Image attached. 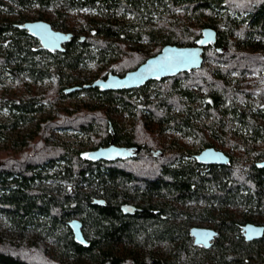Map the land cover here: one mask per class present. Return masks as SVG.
I'll use <instances>...</instances> for the list:
<instances>
[{"label": "trees", "instance_id": "trees-1", "mask_svg": "<svg viewBox=\"0 0 264 264\" xmlns=\"http://www.w3.org/2000/svg\"><path fill=\"white\" fill-rule=\"evenodd\" d=\"M0 5V74L21 72L35 82H55L42 94L23 89L18 96L0 95V108L8 112L3 129L31 120L42 101L50 105L37 132H16L9 139L23 149L0 148V220L18 236L32 234L26 245L0 236V264H264V230L250 241L240 234L248 222L264 227V167L255 166L264 160V105H248L251 95L264 94V86L241 89L229 76L264 70V0H0ZM48 9L55 14L54 29L76 32L63 51L36 47L37 40L15 26L49 20ZM73 13L76 23L69 24L63 17ZM204 27L214 29L216 39L203 48L197 69L129 90L64 92L91 83L80 75L90 66L111 63L107 72L122 76L165 44L193 45ZM143 40L153 45L143 50ZM77 94L91 101L59 102ZM113 111L136 121L124 128L110 116ZM54 127L77 129L91 140L90 151L113 143L129 155L92 161L87 153L48 145ZM154 130L195 142L165 152ZM169 140L174 143V137ZM209 146L225 153L228 163L198 164L193 155ZM155 150L161 156H153ZM56 160L62 161L60 169L48 173ZM93 198L105 203L92 204ZM126 202L138 210L122 213L119 206ZM72 218L80 220L87 247L72 240L66 225ZM193 222L217 232L208 248L192 244ZM38 239L53 245L54 256Z\"/></svg>", "mask_w": 264, "mask_h": 264}, {"label": "water", "instance_id": "water-1", "mask_svg": "<svg viewBox=\"0 0 264 264\" xmlns=\"http://www.w3.org/2000/svg\"><path fill=\"white\" fill-rule=\"evenodd\" d=\"M18 29H23L29 36L36 39L39 47L50 52L63 51V44L72 40L73 34L68 31L55 30L46 20H29L15 25ZM80 36L78 40H82ZM216 39L214 29L204 27L200 31L199 37L190 46H178L165 44L160 50L146 58L133 70L125 72L122 76L107 73L104 77L91 81L89 84L80 87H69L65 93H70L82 88H97L100 91H118L129 90L143 86L147 81H159L162 78L172 77L179 72H188L197 69L202 64V52L205 46H213ZM161 156L160 150L153 151L152 155ZM129 155V149L120 147L113 143L106 146L93 149L85 155L92 161H112ZM193 159L201 165H224L229 161L228 156L220 150L211 146L204 147L193 155ZM257 168L264 167V160L255 162ZM92 204L103 205L105 201L101 198H93ZM124 214H132L138 209L134 205L125 203L119 206ZM69 228L72 240L84 247L88 246V241L84 237L81 222L76 218L69 219L66 222ZM264 227L253 223H245L241 227V233L246 241L259 239L263 235ZM188 234L191 237L192 244L208 248L212 243L217 232L210 227L190 226Z\"/></svg>", "mask_w": 264, "mask_h": 264}, {"label": "built area", "instance_id": "built-area-1", "mask_svg": "<svg viewBox=\"0 0 264 264\" xmlns=\"http://www.w3.org/2000/svg\"><path fill=\"white\" fill-rule=\"evenodd\" d=\"M47 11L49 12L48 15H50L51 19L46 20V21L50 23V20L55 19V14L52 11H50V9H48ZM26 12H28V11H26ZM70 16L73 18V16H75V13H73ZM66 17H69V16H64L63 19H65ZM66 21L69 22V20H66ZM55 30L64 31L61 29H55ZM68 32H71L74 35L73 31H68ZM107 71L108 70H106V69L102 70V72L99 74V76L93 80L104 77L108 73ZM82 72H83V70L80 71V73L82 75H84V73H82ZM84 76H86V75H84ZM230 78H231V83H234L236 87L241 88V89L246 88L245 86L242 85V83H240L239 79L236 81V77L234 74H230ZM259 79H262V80H259ZM256 80L257 81L254 82L256 87L258 85L264 86V78L258 77ZM236 82H237V84H236ZM20 83L24 86L25 89H28L31 92H34L36 94H42V93H44L50 89H53L55 87L54 80L50 79V78L42 79V80L35 82L30 77L24 75L21 72L12 73V72H8V71H3L0 74V95H5V96L10 95L12 89L14 88V85H19ZM39 84H42V85L40 86ZM251 84H253V83H251ZM35 85H37L39 87V89L36 88L37 86H35ZM66 97H68V96H66ZM250 98H251L250 102H252V103H248V105H251L250 106L251 109L257 107L259 105V103H262V105H264V94H261L260 98H257L254 95H251ZM240 101H241L240 99L236 100V105L240 106L241 105ZM241 102H243V101H241ZM49 109H50V105L46 101H42L40 103V108L36 111L34 117L31 120H29L28 122L24 123L23 125L19 126L18 128H14V129H10V128L3 129L0 127V148L4 147L5 145H8L9 148H12V149H19V148L23 149L24 146L19 147L17 145H14L13 143H11L9 141V139L11 137H13L16 132L18 134H24V135H28V134L33 133L36 130V125H37L39 119H41V117H44L48 113ZM6 115H8V112L6 111V109L0 108V122L5 118ZM120 115L121 114L118 111H113L110 113V116L112 118H115L116 116L120 117ZM125 116L131 117L133 115H125ZM120 120H121V118H120ZM133 121H134V116H133V119L131 120V122L133 123ZM120 122L122 123L124 128H127V125L129 128L130 125L132 124L131 122H130L131 124L125 123L122 120ZM262 123L264 124V120H262ZM158 133L160 134V133H167V132L160 131ZM173 137H174V143H172L169 139H166V140L164 139L162 141V146H163V149L165 152L173 153L177 149L176 145H177V143H179L178 141L181 139V134H179L177 132H173ZM234 138H236V137H234ZM88 140H89L88 137H86L83 133L79 132L75 128H72V127H54V128H51L49 130L46 143L48 145L65 146V147H67V149L70 152H72V149H76L80 153L86 154L87 152L90 151V146H88ZM203 148L204 147H202L201 149H203ZM199 151H197V152H199ZM229 154H234V152L232 150H229ZM236 154L240 155L241 153L236 152ZM61 165H62V161L56 160L54 162V165H52V167H50L47 172L48 173L53 172L54 169H56V168L60 169ZM65 186L68 189L73 188V185L69 182L65 183ZM79 187L80 186H78V189H79ZM126 203H129L132 205L135 204L134 202H126ZM23 236H17L15 238L13 237V238H9L7 240L3 239V236H1V239H2V241H6V242L11 241V242L19 243L21 245H26L27 240H30V239H27Z\"/></svg>", "mask_w": 264, "mask_h": 264}, {"label": "rangeland", "instance_id": "rangeland-1", "mask_svg": "<svg viewBox=\"0 0 264 264\" xmlns=\"http://www.w3.org/2000/svg\"><path fill=\"white\" fill-rule=\"evenodd\" d=\"M7 4H9V3H7ZM0 7H1V5H0ZM1 10H3V9H1ZM26 13H28V12H26ZM46 14L48 15L49 12L46 11ZM11 15H14V14H11ZM229 16L232 17L233 13L231 14L229 12ZM66 20H69V24H75L76 23V21L71 16L66 17L65 21ZM155 22H156V20H153L150 23V25L151 26L154 25ZM69 31H72V30L70 29ZM73 32L76 33L75 31H73ZM152 45H153L152 41L143 40V42H142L143 50L149 49ZM111 65H112L111 63H106V64L103 65V67L101 69H97V67H95V66H90V67L84 69L82 73H84V75H86V77H88V79H90L92 81L93 79H95L96 77L99 76V74L102 72V70H104V69L109 70ZM263 71H264L263 69L259 70V72L261 74L258 73V71H249V72H245V73H242V74H237L235 72H231V73H229V76H230V74H234L235 76L238 77V79L240 80V83H242V85L245 86L246 89L248 88V89H250V91H252V90L254 91L255 88H256V85L254 84V82L257 81L256 79L258 77L264 78V76H261ZM80 75H82V74L80 73ZM259 80H262V79H259ZM251 83H253V84H251ZM39 85L41 86L42 84H39ZM35 86H37V85H35ZM36 88L39 89L38 86ZM23 89H25V88H24V86L21 83L19 85H14V88L12 89L10 95L18 96V95L22 94ZM50 90H48L46 92H49ZM79 99H84V100H87V101H91L89 98H87L86 94H77L76 96L75 95H73V96L71 95V96H68V97H63V98L59 99V102L61 104L67 103V102L68 103H76V102H78ZM121 115H120V117L116 116L115 120H117V121H121L122 120L123 122L128 123V124L131 122V120L133 119V116H134L133 115V116L129 117V116H125V114H121ZM120 118H121V120H120ZM135 121H136V119L134 117L133 123ZM127 128H128V125H127ZM37 131H38V127L36 129V132ZM154 132L156 133L158 140L161 141V142L164 139L166 140V139H169V138L173 137V132H171V131L167 132V133H160V134L157 132V130H154ZM31 134L33 135L34 133H31ZM178 142L179 143L176 145L177 149L182 144L184 145L185 148H189V147L191 148V143H194L195 141H194V139H192L190 137L181 136V139ZM91 143L92 142L89 139L88 140V146H91ZM13 150H17V149H13ZM240 156L243 157V154H241ZM193 225L201 226V227H206V226L209 227L207 223H203V222H193V223H191L190 226H193ZM7 227L8 226L6 224H4V221L0 220V235L3 236V239L7 240L9 238H13V237L15 238V237L18 236V235H16V233L12 232L10 230V228H7ZM31 236H32V234H30V232H27V233L24 234L23 237H25L27 239H30ZM36 244L40 248L44 249L45 253L52 254L54 256L55 251H52V249H53V245L52 244L46 243L44 240H41V239H38L36 241ZM145 254H147V253H145Z\"/></svg>", "mask_w": 264, "mask_h": 264}, {"label": "flooded vegetation", "instance_id": "flooded-vegetation-1", "mask_svg": "<svg viewBox=\"0 0 264 264\" xmlns=\"http://www.w3.org/2000/svg\"><path fill=\"white\" fill-rule=\"evenodd\" d=\"M43 20V19H42ZM38 43V42H37ZM36 47H38V48H40L39 47V44L38 45H36ZM123 204H125V203H123ZM122 205V204H121ZM135 205V204H134ZM240 234H241V236H242V233H241V229H240ZM243 237V236H242ZM244 239V238H243ZM246 241V240H245ZM197 246H199V245H197Z\"/></svg>", "mask_w": 264, "mask_h": 264}]
</instances>
